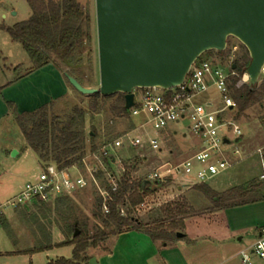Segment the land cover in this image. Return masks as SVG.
<instances>
[{
    "label": "rangeland",
    "instance_id": "obj_1",
    "mask_svg": "<svg viewBox=\"0 0 264 264\" xmlns=\"http://www.w3.org/2000/svg\"><path fill=\"white\" fill-rule=\"evenodd\" d=\"M81 5L89 10L91 16V42L90 45L84 48L81 52V60L79 65L75 68H71L78 74L80 82L82 84H91L94 87L99 88L100 72H99V55H98V42H97V24H96V8L95 0H79ZM32 15L26 0H0V25L4 29H0V82H13L20 78L27 69L32 66L31 60L27 53L18 42H13L6 32V28L13 27L15 24L28 20ZM229 48L222 53L216 54L215 51H208L203 56L211 57L217 63L223 66L225 71L230 68V63L240 56L243 52L242 43L234 37H229L227 41ZM233 47H237L238 51L231 55L230 51ZM57 63L60 65V69L63 72H68L69 68L66 64L62 63L56 57H54ZM231 63V64H232ZM234 64H232L233 66ZM264 75H261L262 79ZM79 78V77H78ZM261 80H259L260 82ZM70 85V84H69ZM231 85V81H230ZM31 88V86L29 87ZM29 91V89H28ZM70 91L72 96L60 100L56 103L53 114L64 117L66 113L71 111L75 106L83 107L87 110L88 99L82 96L70 85ZM260 105H254L249 108L240 119H235L236 111L226 112L221 115L224 122L235 123L241 130L243 137L235 142V137L227 132V129L220 133L221 137L229 136L231 138V144H222V153L227 160L237 162L239 159L235 157L232 152L239 149L241 156L244 157L242 161H239L236 166L227 172L217 176L214 179L208 180L212 187L220 189L223 186H227L229 180L232 182V187L239 184L242 187L249 185L252 181H258V177L261 173L259 160L257 155L254 154L255 150L264 145V102ZM140 118L134 119H119L114 118L107 107L100 114H95L87 110L86 121L87 131L95 127L98 130L99 138L97 141L98 150L104 145L112 142L116 137L131 131L134 126L139 123ZM13 121V120H12ZM13 123L11 131L7 133V139L12 140L13 144L21 149V144L24 142V138L17 129L16 123ZM187 123H180L178 125H171L168 131L178 130V134L173 136L170 132L155 133L150 127H147L149 133L152 136L157 135L159 138L163 136L164 149L163 153L147 152L146 158H138L131 149H122L118 155L121 159V165L117 164L111 166L108 163L101 165L93 156L94 152H91L90 143L87 145V154L85 162L88 167L76 166L72 168L73 173L80 172L81 174L88 176V168L91 171H96V175L99 183V187L104 191L106 189V183L108 185V174L112 173L117 182L123 177L125 171H128L131 178L135 181H145L148 185L151 193L144 198L143 203L136 206L132 215L139 218L141 222L153 229L160 224L163 219L162 209L167 203L181 202L189 206L191 204L194 207H190L196 215L203 213H210L215 211L213 204L209 201L204 194L197 189L198 185L195 176L192 174L189 176L192 182L187 185L181 184L180 179H168L163 182H150L149 177L160 164L164 162H170L175 165L184 160L190 153L191 149L200 143V140L192 136L186 131ZM184 133L186 134L184 136ZM96 152V151H95ZM3 156V157H2ZM4 152L0 151V175L5 177L0 181V193L4 190L12 191L11 185L14 182H23L26 180L21 174L32 172H38L40 165L36 162H32L34 154L29 158L24 159L23 163H19L16 159H6ZM102 172V173H101ZM11 175V176H10ZM14 175V177H13ZM16 175V176H15ZM10 177V178H9ZM234 179V180H233ZM259 182V181H258ZM2 183V184H1ZM183 185V186H182ZM179 186L183 190L179 195ZM234 188V187H233ZM232 189V188H231ZM191 190H196L197 194H191ZM6 192V191H4ZM179 195V196H178ZM186 195V197L184 196ZM3 197V196H2ZM1 200L4 204L7 200ZM187 200L189 202H187ZM102 202V196L100 189L96 185H91L88 188L74 192L71 195L61 197L56 201L44 204V205H32L27 208H18L15 210L9 209L5 211V215L8 223L7 231L0 227V264H47L46 254H18L15 253L19 250H29L36 247H45L47 245H55L67 240L65 232L68 226L74 221H78L81 228L93 234L99 227H103L101 223V216L106 215L102 207H99V203ZM102 205V203H101ZM121 215L125 213L121 212ZM214 222L210 221L211 228L216 225H220L218 218H214ZM207 219H201L200 225L205 224ZM165 225H168L166 222ZM210 229V228H208ZM108 238L99 244V247H89L86 251V258H90L92 255L102 254L107 252L113 239L115 237V227L108 228ZM183 232V229L182 231ZM249 236V237H248ZM244 235V243L252 242V234ZM113 240V241H112ZM175 241L168 242L169 245L174 244ZM157 243L163 244V241ZM208 248V249H207ZM72 246H63L53 248L48 255L51 260L57 258H72ZM213 246L207 247L197 246L195 249L201 254L202 260L200 263L204 264L205 261L212 258ZM211 250V251H210ZM205 252V253H204ZM151 264H158L152 262ZM232 264H241L237 259L232 261ZM252 264H263L257 257L253 256Z\"/></svg>",
    "mask_w": 264,
    "mask_h": 264
},
{
    "label": "trees",
    "instance_id": "obj_2",
    "mask_svg": "<svg viewBox=\"0 0 264 264\" xmlns=\"http://www.w3.org/2000/svg\"><path fill=\"white\" fill-rule=\"evenodd\" d=\"M26 1L32 10L31 17L13 27L6 28L11 40L20 43L31 60L32 66L25 71L24 75L50 63L60 69L59 63L54 58L56 57L67 65L69 68L67 73L77 79L81 85L86 88L94 87L91 84H82L79 80L82 77L71 69L79 65L81 52L91 42L89 10L85 9L79 0ZM0 29L4 27L0 25ZM215 52L218 54L217 51ZM249 63V53L243 46L242 54L233 62L236 65L234 71L238 77H232L230 85V96L236 103L234 110L236 120L240 119L252 106H263L264 102V77L255 86L236 87L239 77L246 71ZM85 97L88 99L87 110L92 113L100 114L107 107L114 118L130 119L125 108L124 95L121 93L112 96L95 94ZM55 105L56 102H51L35 111L18 113L14 109V104L8 102V107L13 109L15 122L28 148L37 156L40 165L54 164L64 169L83 166L82 161L87 154V145L90 143L91 152L98 151V130L92 127L87 131L85 108L75 106L62 118L53 114ZM106 189L110 192L112 200L108 202L109 213L100 217L103 227L89 234L81 228L78 221H74L66 229L67 240L54 246L36 247L18 254L33 255L56 247L72 246L71 259L57 258L49 260L47 264H83L89 261V258H86L89 247L97 248L108 238L106 231L108 228L115 227V236L130 230L144 231L153 242L161 240L168 243L180 239L177 233L184 229V220L196 215L184 203L179 201L167 203L162 209L163 219L160 224L151 229L132 215L134 208L143 203L144 198L151 193L145 181H135L130 173L125 171L118 181V189L115 192L107 183ZM197 189L213 204L215 210L264 201V188L257 180L247 186L235 187L223 193L216 192L205 183L198 185ZM101 203H99L100 208ZM122 210L125 215H121ZM166 222L168 225H165ZM0 227L5 231L9 227L4 215H0ZM76 230L79 231L78 235H75Z\"/></svg>",
    "mask_w": 264,
    "mask_h": 264
},
{
    "label": "water",
    "instance_id": "obj_3",
    "mask_svg": "<svg viewBox=\"0 0 264 264\" xmlns=\"http://www.w3.org/2000/svg\"><path fill=\"white\" fill-rule=\"evenodd\" d=\"M95 8L99 88H86L65 72L82 95L121 93L128 110L135 89L182 84L196 59L208 51L222 53L229 37L249 53L250 85L261 78L264 0H95ZM183 236L177 233L178 238ZM89 264H98L96 258Z\"/></svg>",
    "mask_w": 264,
    "mask_h": 264
},
{
    "label": "built area",
    "instance_id": "obj_4",
    "mask_svg": "<svg viewBox=\"0 0 264 264\" xmlns=\"http://www.w3.org/2000/svg\"><path fill=\"white\" fill-rule=\"evenodd\" d=\"M228 48L227 43L224 51ZM237 51L238 48L233 47L230 53L234 56ZM204 54L191 65L182 84L171 89L153 87L137 88L133 91L134 104L127 111L130 119L140 118L139 123L131 131L116 137L93 153L101 165L106 163L121 165L118 153L126 148L133 150L138 158H146L147 152L163 153L165 143L163 137L152 136L147 127L157 134L173 124L178 125L182 122L187 123L186 131L200 140V146L190 157L178 164L173 165L170 162L160 164L150 175V182L181 178V182L185 184L193 174L197 183L203 184L234 168L244 159L240 150L236 149L232 154L239 160L237 162L227 160L222 153V144H231L232 141L229 136L222 138L220 135L227 129V132L236 138L235 142L243 137L242 130L237 124L224 122L221 117L227 111L232 112L236 109V103L230 96V81L232 77L238 75L232 69V62L228 71H225L220 63L211 57H204ZM243 85H250L246 71L239 77L236 87ZM172 132L177 133L178 130ZM254 154L257 155L261 168L258 181L264 188V145L258 147ZM82 162L88 167L85 158ZM72 168H59L54 164L40 165V170L29 175L20 191L0 205V215H4L9 209L49 204L91 185H96L100 189L102 209L108 214L111 194L99 187L94 174L96 171L88 168V176H85L80 172L73 173ZM108 182L111 190L115 192L118 189V182L112 173L108 174ZM239 255L242 264H252L253 256L264 264V227L258 229L253 244L241 250Z\"/></svg>",
    "mask_w": 264,
    "mask_h": 264
},
{
    "label": "crops",
    "instance_id": "obj_5",
    "mask_svg": "<svg viewBox=\"0 0 264 264\" xmlns=\"http://www.w3.org/2000/svg\"><path fill=\"white\" fill-rule=\"evenodd\" d=\"M30 86L31 88H29ZM72 95L65 72L52 63L28 75L23 74L13 82H0V151L5 153L6 159L12 158L16 159L17 162L23 163L24 159L34 154L28 148L25 139L21 144V149L14 145L12 140L7 139V133L13 127L12 122H15L13 109L11 110L8 107V102L14 104V109L18 113L32 112L45 104L57 103ZM17 129L20 130L18 126ZM173 131L176 132L177 130ZM165 132H170L173 136L178 134V132L173 133L168 131V129L163 131V133ZM199 146V144L195 145L184 160L190 157ZM33 158L32 162L40 165L35 154ZM0 162L5 163L2 160ZM32 171L21 175L24 178L26 177L25 179L27 180ZM4 178L0 175V181H3ZM26 180L14 182L11 185L12 191L4 190L6 192L0 193V205L3 197H5L4 199L7 198V200L14 197ZM231 181L229 180L227 186H223L220 189L212 187L209 183L205 184L216 192L223 193L233 187L240 186L237 184L232 187ZM190 182L192 181L188 180V183ZM188 183L181 184L187 185ZM178 190L179 195L183 194L180 186ZM191 192L192 195L198 193L196 190H191ZM184 196L186 197V195ZM187 202L189 201L187 200ZM207 203L209 204V200ZM189 204L190 207H194L193 204ZM4 216L6 217L5 214ZM216 217L221 221L220 225L211 228L209 223L210 221L214 222ZM205 218L207 219L205 224L200 225V220ZM260 227H264V201L238 207L216 209L210 213L190 216L184 220V229L181 232L184 234L183 238L175 240L172 245L163 243L160 246L159 243L153 242L144 231L130 230L123 232L114 237V241L112 240L113 243H111L107 252L92 255L89 260L94 257L98 264H151L152 262H157L158 264H201L200 262L203 261L201 259L202 256L195 249H197V246L207 247L211 245L213 246L210 254L212 258L205 261L204 264H232L235 259L241 263L240 251L253 244ZM250 234L253 236L251 238L252 242L245 244L244 235L248 236ZM51 250L41 252L47 255L46 263L51 260L50 255H48ZM21 251L24 250H19L15 253ZM83 264H89V261Z\"/></svg>",
    "mask_w": 264,
    "mask_h": 264
}]
</instances>
